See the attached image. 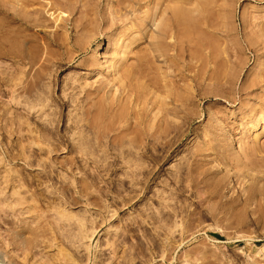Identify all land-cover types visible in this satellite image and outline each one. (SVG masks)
Masks as SVG:
<instances>
[{"label":"rangeland","instance_id":"374dc122","mask_svg":"<svg viewBox=\"0 0 264 264\" xmlns=\"http://www.w3.org/2000/svg\"><path fill=\"white\" fill-rule=\"evenodd\" d=\"M26 1L32 14V17L25 14L31 17L27 19L30 24L23 23V16L19 18L15 13V7L19 11L23 2L19 0L22 3L19 5L17 0H0V185L3 186L0 197L7 199L6 204L8 200L13 203L8 206L4 202L0 206V264H264V0H69V3L64 0L70 5L54 0L63 6L53 0ZM42 3L47 6H41ZM173 8L177 12L180 8L183 13L176 17ZM20 26L26 27V30L22 27L25 35H30L28 40L24 39L28 46L24 34H18L22 32ZM6 37L13 43L23 42L22 46L32 50L39 45L34 52L39 51L40 57L43 51L41 57L46 55V59L40 57L39 64L32 66L28 59L20 61L14 54L13 43ZM35 37L44 39L35 40L34 44ZM128 43H131L128 56L120 63L122 82L117 81L113 72L101 73L94 55L97 46L112 62L114 51L123 50ZM41 45L52 51L50 57ZM36 80L42 82L41 88L47 86L44 95L48 105L41 116L39 110L33 114L36 108L31 114L25 113L28 106L24 108L25 104L38 102L41 91L31 88ZM27 81L33 98H25L26 93L19 88ZM108 81L107 88L102 89ZM15 82L22 86H16ZM13 88L19 89V103L13 96ZM129 88L142 93L138 90V101L136 98L129 106H123L130 101ZM106 94L109 100L120 96L125 116L129 117L133 111L129 107L141 106L145 124V119L149 124L153 118L154 125L161 126L158 125L159 129L170 126L172 140L175 137L172 156L149 166L153 168L151 176L133 186L137 191L125 186H130L129 173L136 168L134 163L124 160L109 166L111 158L109 163L104 160L96 164L83 160L70 163L75 154L64 140L85 128L75 125L74 120L95 99L107 101ZM45 112L57 115L56 129L47 140L59 144L61 149L52 154L35 149L34 153L44 160L30 165L22 157L14 158L11 153L17 152L12 147L16 144L15 136H19L23 147L29 144L27 147L32 148L37 143L35 148L40 145L47 149L50 145L42 139L35 123L47 118ZM165 117L173 124L164 125ZM107 118L110 121V115ZM106 119L96 123L103 129L99 131L97 126V137L92 135L90 144H96L97 140L105 142L101 150L98 147L89 151L90 157L100 159L107 153L106 144L114 133L109 129L112 123ZM130 120L126 125L130 126ZM174 123L183 124L185 133H177L181 125L177 127ZM154 125L153 129H157ZM105 128L110 130L109 135ZM224 128L231 132V140L227 142L221 139ZM103 132L109 137L100 138L98 134L102 136ZM134 135L130 133L123 138L127 146L123 150L140 148H135L139 141L131 142ZM31 139L37 142L33 144ZM232 143L237 147L234 152L229 150ZM221 147L222 153L218 150ZM143 164L138 168L146 170L148 164ZM18 196L29 199L21 205ZM12 199L15 202L20 199V204L16 202L19 206ZM14 204L16 207H11ZM6 207L16 208L11 210L12 216ZM22 209L26 210L22 215L16 214ZM14 218L22 223L11 221ZM25 219L27 222L23 223ZM27 223L32 227L44 226L46 232L40 229L44 236L38 238L46 234L51 235L47 239L53 237V245L45 237L42 240L47 245L44 242L40 245L47 248L39 246L47 257L43 253L39 257L37 254L41 253L35 252L36 258H26L18 253L22 246L19 247V238L14 239V235L20 231L27 238L32 237ZM15 247H19L18 251ZM34 250L41 252L38 248ZM54 256L57 261H51Z\"/></svg>","mask_w":264,"mask_h":264},{"label":"bare ground","instance_id":"6f19581e","mask_svg":"<svg viewBox=\"0 0 264 264\" xmlns=\"http://www.w3.org/2000/svg\"><path fill=\"white\" fill-rule=\"evenodd\" d=\"M24 1H26V0H24ZM24 1L22 0H20V2H23V4L25 5V3H24ZM28 1V0H27ZM26 1V2H27ZM52 1V0H51ZM68 1V3H69V0H67ZM149 1H151V0H148V2ZM17 2H19V0H17ZM19 2V5L20 4H22V3H20ZM29 2V1H28ZM27 2V3H28ZM54 2H56V1H54L53 0V3ZM60 2H63V4H65V3H67L66 1H65V3H64V0H61ZM52 3V2H51ZM51 3H48V4H50V6H52L51 5ZM52 3V4H53ZM57 3H59V1H57L56 2V4ZM71 3V2H70ZM21 5L20 7H22V6H24V5ZM60 4V3H59ZM149 4V3H148ZM18 4H17V6H19ZM54 5V4H53ZM60 5H62V3L60 4ZM59 5V7H61ZM65 5H70V4H65ZM41 6H43V3L41 4ZM45 6H47V4L46 5H44L43 7H45ZM55 7H56V5H54ZM63 6V5H62ZM20 7H18L19 8V11L16 9V7H15V10L16 11H18V13L15 11V13L17 14V15H19V16H17V17H21V16H23V17H21L24 21H22L23 23H27V22H29V24L31 23L29 20L31 19V17H32V14H30L31 12H28V10H29V5L27 4V7H26V5H25V8L23 9V10H20ZM59 7H58V9H59ZM47 8V7H46ZM57 8V7H56ZM56 8H53V10H55ZM62 8V7H61ZM28 9V10H27ZM47 10H49L48 8H47ZM51 10V9H50ZM173 10H174V12H177L176 11V9L175 8H173ZM177 10H181L180 12L178 11L177 13H175V16L177 17V15H178V17H179V13H183V10L182 9H180V8H177ZM21 11V12H20ZM30 11V10H29ZM27 13H29L30 15H31V17H30V19L29 18H27L26 16H29V14L28 15H26L25 16V14H27ZM52 13H54V11L52 12ZM150 13V12H149ZM152 13V12H151ZM150 13V14H151ZM153 14V13H152ZM151 14V15H152ZM54 15V14H53ZM148 16H149V14H148ZM180 16H182V14L180 15ZM26 17V18H25ZM150 17V16H149ZM154 17V16H153ZM152 16H151V18H153ZM25 18V19H24ZM33 18H34V16H33ZM56 18H58V17H56ZM142 18V17H141ZM182 18V17H181ZM27 19H29V20H27ZM61 19V18H60ZM59 19V20H60ZM144 19V18H143ZM142 19V20H143ZM183 19V18H182ZM18 20H20V19H18ZM141 20V21H142ZM145 20V19H144ZM32 21V20H31ZM57 21V20H56ZM140 21V20H139ZM146 21L148 22V19H146ZM186 21H188V20H186ZM21 22V23H22ZM25 23V24H26ZM28 24V23H27ZM22 25V24H21ZM189 26V25H188ZM191 26V25H190ZM189 26V27H190ZM11 27V26H10ZM17 27V26H16ZM19 27V26H18ZM21 27V26H20ZM22 27H24V26H22ZM21 27V28H22ZM30 27V26H29ZM187 27V26H186ZM12 28H15V26L13 27L12 26ZM2 29V28H1ZM8 29V28H7ZM9 29H11V28H9ZM24 29L26 30V27H24ZM23 28L21 29V31L22 30H24ZM190 30H191V28H189ZM17 31L19 30V28L18 29H16ZM189 30V31H190ZM2 31V30H1ZM6 31H8V30H6ZM186 31H188V30H186ZM188 31V32H189ZM12 32H14V30L12 31ZM4 33H6L5 31H4ZM4 33H3V35H4ZM17 33V32H16ZM16 33H14V34H16ZM20 33V35H23L24 37H23V40L24 39H27L28 40V38L27 37H29L30 35H25L26 34V32L24 33V31H22V32H19L18 31V34ZM22 33V34H21ZM47 33V32H46ZM13 34V33H12ZM1 35H2V32H1ZM8 36H9V33L7 34ZM45 35V34H44ZM5 36V35H4ZM7 36V37H8ZM19 36V35H18ZM5 38V39H12V38H10V37H8V38ZM15 38V41H17L16 40V37H14ZM13 38V39H14ZM20 38H22V37H20ZM33 38H34V36H33ZM36 38V37H35ZM42 38V37H41ZM41 38H36V39H34V40H32L33 42L36 40V42H38ZM8 39V40H9ZM44 39V38H43ZM43 39H41V40H43ZM29 40H30V38H29ZM30 40V41H31ZM38 40V41H37ZM40 40V41H41ZM12 41H14V40H12ZM29 41V42H30ZM2 42H4L3 40H2ZM9 42H10V40H9ZM25 42H27V41H25L24 40V43ZM1 43V42H0ZM11 44L13 43V42H10ZM17 43V44H16ZM43 43H44V45H45V42L43 41ZM15 44V45H14ZM21 44H23V42L22 43H20V42H14L13 44H12V47H13V50L15 51L14 52V54L17 56L16 58H19L20 59V61H21V59L22 60H24L25 62L27 61V60H25V59H28L29 60V64H31V66H32V64L33 63H36L37 61L39 62V60H40V57H41V55H42V53L41 52H43V51H40V53H39V55H40V57H37L38 55V52H37V54L34 52V51H36V50H39V47L37 48V46H39V45H32V46H36V49H34V50H32V48L30 49V47H27V48H29V49H27V48H25L24 47V45L22 46ZM34 44H35V42H34ZM47 44V43H46ZM159 44V43H158ZM31 45H29V46H31ZM44 45H41V46H44ZM49 44H47V45H45L46 47H49L48 46ZM27 46H28V42H27ZM40 46V47H41ZM44 46V48L45 49H47V54L49 53V55H47L48 57H50V54L52 53V51H50L49 52V48H46ZM130 46H131V43H128L125 47H122V48H124L123 50L122 49H119V50H117L116 49V51H114L115 52V58H114V60L112 61V62H109L107 59H106V57L102 54L103 52H102V50L100 49V46L98 45L97 46V48L95 49L96 51L94 52V55H95V57L98 59V64L100 65V69H99V71L101 72V73H104L105 75H110L112 72L114 73V76H116V78L118 77V80L117 81H119V82H122V77H123V75L120 73L121 71V68H122V65L120 64L121 63V61L123 60V58H125V57H127L128 55H127V50H129V48H130ZM10 48H12L11 46H9ZM1 48V47H0ZM16 48H17V50H16ZM43 48V47H42ZM118 48H119V46H118ZM120 48H121V46H120ZM45 49H43V50H45ZM158 50H160L161 48L160 47H158L157 48ZM1 50V49H0ZM42 50V49H41ZM51 50V49H50ZM10 51V50H9ZM8 51V52H9ZM33 51V52H32ZM12 52V54H13V51H11ZM11 52H9V53H11ZM19 52H20V54H19ZM159 52H162V49H161V51H159ZM1 53V52H0ZM44 54H46V52L44 53ZM161 54H163V53H161ZM45 56L46 55H43V57L45 58ZM14 58V57H13ZM42 58V57H41ZM44 58H42V59H44ZM46 59V58H45ZM49 59V58H48ZM44 61V60H43ZM16 62V61H15ZM18 62V61H17ZM37 62V63H38ZM47 62V61H46ZM49 62H50V60H49ZM48 62V63H49ZM42 63V64H41ZM97 63V62H96ZM39 64V63H38ZM44 64H45V62H44ZM40 65H43V62H40ZM34 66V65H33ZM36 66V65H35ZM44 66V65H43ZM43 66H41V67H43ZM46 66V65H45ZM44 66V67H45ZM30 70V69H29ZM29 70H28V72H26V73H28L29 74ZM27 71V70H26ZM25 73V72H24ZM25 73V74H26ZM121 75H120V74ZM35 76H37V75H34L33 77H35ZM40 77V76H39ZM37 78V79H40V78ZM36 78V77H35ZM34 78V79H35ZM42 80V79H41ZM132 80H135V81H137L136 79H132ZM33 81V80H32ZM30 82V81H29ZM36 83L35 84H32V85H35V87L34 86H32L31 88H34V90H39L40 89V93L38 94L37 92V94H38V102L36 103V102H34V103H32V101H31V103L32 104H34V105H30L29 103L30 102H28V104L29 105H26L25 104V106H24V108H26V106H28L27 107V111L25 112V113H27V114H31L32 113V110L33 109H35L36 108V110L33 112V114L36 112H38V110H39V112H40V116H41V112L43 111L44 112V108H46V106L48 105L47 103H46V99H45V95H44V92H45V89H47V86H46V88L44 89V88H41L42 87V82H37V80L35 81ZM140 82V80L138 81V83ZM1 83V82H0ZM16 83V86L18 85V87H19V85H21L20 83H17V82H15ZM23 84H25V83H23ZM28 84V81L26 82V84L25 85H21L22 87H19L20 88V90L21 91H24L25 93H26V96H25V98H28V96H31V94H30V88H29V85H27ZM41 84V85H40ZM103 84V83H102ZM132 84V83H131ZM139 84H141V82L139 83ZM14 85V84H13ZM109 85V81L108 82H105L104 83V85H103V87H102V89H104V88H107V86ZM134 85H136V87L138 86V84H134ZM15 86V85H14ZM44 87V86H43ZM132 87V86H131ZM15 88V87H14ZM13 88V92H14V94H13V96L16 98V100H17V98L20 96L19 94V92H17V90H19V89H14ZM44 89V90H43ZM132 88H129V90L131 91H128V92H130V94H129V96L130 97H132L133 95L135 96V98L134 99H131L129 96H128V98H129V100L130 101H128L127 102V104H124L123 103V106L124 105H128V103L129 102H131V100H136V98H137V100H136V102L138 101V99H139V95H138V93L136 94V92L139 90V89H141L140 88V85H139V89H137V91L136 92H134L133 90L134 89H132ZM136 89V88H135ZM33 90V91H34ZM11 91V92H12ZM48 91V90H47ZM138 92H141L142 93V91H138ZM32 93V92H31ZM121 93V92H120ZM45 94H46V92H45ZM103 95H104V93H102ZM123 94V93H122ZM122 94H120V95H122ZM127 95H128V93H126ZM140 94V93H139ZM124 95V94H123ZM12 96V97H13ZM102 96V95H101ZM100 96V97H101ZM106 96H107V94H106ZM106 96H104V97H106ZM125 96V95H124ZM141 96V95H140ZM142 96H143V94H142ZM141 96V97H142ZM13 97V98H14ZM21 97V96H20ZM108 97V96H107ZM106 97V98H107ZM118 97V96H117ZM120 97V96H119ZM118 97V99L116 98L115 100H113L114 98H112L111 100H109V97L107 98L108 100L106 101V100H104L103 98H98L97 99V101H96V99H95V101H92V103H91V105H90V107H88V109L87 110H85V112L81 115V116H79L76 120H74L75 121V125H77L78 127H81L82 125L85 127L84 129H80L79 131H77V132H75L74 133V136H72V138H70L71 139V141H70V139L68 138V137H66V139H69V140H64L65 142H66V147H68V148H70V150L71 151H74V154H75V156H73L72 157V159L70 160V163H72L73 165H74V163H77V162H81V160H83V161H85V163H87V162H90V163H97L96 161H98V160H104L105 162L106 161H108V159L109 158H111V162L110 161H108V165L110 166V165H116V164H119L118 162H123L124 160V162H127V163H134V166H136V168H134V169H131L130 170V177H132L131 178V181H130V186H127V185H125L126 186V188H131V189H133L134 190V187L136 186L137 187V185L139 186V183H141V182H146V181H148L149 180V177L151 176L150 174L152 173V169H150V167L149 166H155L156 164H158L159 162H161V161H165V160H168L172 155V152H173V150H172V146H173V144H172V141L174 140V138L175 137H173V140H172V136H170V135H172V134H170L169 132H171V131H169V129L171 128L170 126H169V129L167 128V129H159V128H157L158 127V125H159V123H158V125H157V127L154 125V122L155 121H153V118L152 119H150L151 120V122H153L152 124H147V120L145 119V121H146V124L144 123V120L142 119V117H141V113H143L142 111H144V109L143 110H141L142 108H141V106L140 107H138V108H140V109H137V108H132V107H129V108H131V110H133L131 113L129 112V114H130V116L129 117H127V116H125V113L123 114V112H122V110H121V108L120 107H122V106H120L121 104H120V102H121V98H119ZM122 97V96H121ZM140 97V98H141ZM15 98H14V100H15ZM30 98H33L32 96L30 97ZM30 98L28 99V100H26V101H30ZM123 98H125V97H123ZM62 99V98H61ZM143 100H144V98H142ZM24 100V99H23ZM143 100H141V101H143ZM34 101V100H33ZM36 101V100H35ZM62 101V103L63 102H65V101H63V100H61ZM127 100H125V102H126ZM15 102V101H14ZM17 103H19L18 102V100L16 101ZM15 102V103H16ZM122 102H124V101H122ZM121 102V103H122ZM16 103V104H17ZM26 103V102H25ZM150 103V102H149ZM153 103V102H152ZM40 104V105H39ZM65 104V103H64ZM63 104V105H64ZM13 105H15V104H13ZM18 105V104H17ZM37 105L38 106H40V107H37ZM129 106V105H128ZM17 107V106H16ZM148 107V106H147ZM151 107V106H150ZM92 108V109H91ZM123 108V107H122ZM128 108V109H129ZM44 109V110H43ZM127 109V108H126ZM141 110V111H140ZM17 111V109H15V112ZM25 111V110H24ZM46 111V110H45ZM93 111L95 112V113H93ZM106 112V113H105ZM124 112H127V111H124ZM145 112V111H144ZM17 113H18V115H17ZM17 113H15L16 115H17V117L19 116V112H17ZM48 113V112H47ZM47 113L45 112V114L47 115ZM102 113H104V114H102ZM45 114H44V116H45ZM145 114V113H144ZM53 115V116H52ZM102 115V118L101 117H99V116H101ZM108 115H110V121L109 120H107L108 118ZM127 115V114H126ZM1 116H2V114H1ZM0 116V117H1ZM22 116H26V115H23L22 114ZM48 116H50V117H48ZM55 116H57L55 113H48V115L46 116L47 118H44V121H42V122H37V120H36V122L35 123H37V125H38V127H39V130H40V132H42L41 134V136L43 137H41L43 140H45V142H46V140L48 139L49 140V137L51 136H49V134H51L50 132H52L53 133V131H54V129H56V125H55V123H56V119L57 118H55ZM144 116V115H143ZM164 116V115H163ZM163 116L160 118V119H163ZM4 117V116H3ZM16 116L15 117H13L14 119L16 118V119H18ZM27 117H29V115L27 116ZM27 117H25V121H26V119L28 120V118ZM105 117V119L107 120V122L109 121V122H111L112 123V125H110V126H113L112 127V129L111 128H105L104 130H106V129H108L107 130V132L106 131H104V132H106L107 134H108V131H110V132H112L113 131V133H114V135L112 136V140H110L109 141V144H106V146H107V149H106V154L104 155V156H101V158L100 159H98V158H96V157H90L89 156V154H91L89 151H92L93 149H96L97 150V148L98 149H100V146L102 145L103 146V144L102 143H104L105 141H103L102 143H101V141H98L97 140V143H96V141L94 142V143H96V144H94V145H92V144H90V140H92L93 139V136L92 135H95L96 137H97V131H96V129L99 127V125H96V123L98 124V122H102V119ZM146 117V116H145ZM148 117V116H147ZM155 117V116H154ZM23 118V117H22ZM21 118V113H20V119H22ZM31 118V117H30ZM40 118V117H39ZM99 118H101V121L100 120H98ZM134 118V119H133ZM156 119H158V117H155ZM14 119H11V120H14ZM15 119V120H16ZM129 119H131L130 120V126H128V125H126L127 123V120H129ZM58 120V119H57ZM96 120H97V122H96ZM106 120H105V122H106ZM10 121V120H9ZM17 121H19V120H17ZM17 121H16V123H17ZM160 121H162V120H160ZM149 122V121H148ZM173 121H171V123L166 119V117H165V120L163 121V123H164V125L165 124H173L172 123ZM184 122H185V118H184ZM184 122H182V123H184ZM15 123V124H16ZM19 125H21V121H19ZM23 123H25L24 121H23ZM74 123V122H73ZM110 123V124H111ZM262 123H264V118L262 119ZM13 124H14V121H13ZM18 124V123H17ZM17 124H16V126H17ZM143 124H145V125H143ZM162 124V123H161ZM180 124V123H179ZM179 124L178 125H175V123H174V125L175 126H179ZM18 125V126H19ZM104 126H105V124H103ZM147 125V126H146ZM149 125H151V126H149ZM153 125L155 126V128H157V129H153ZM164 125H162L163 126V128H165V126ZM181 125V124H180ZM183 125V124H182ZM182 125L179 127V130H178V128H177V133H180L181 134V132L182 133H185V132H183V127H182ZM57 126H58V124H57ZM98 126V127H97ZM107 126H109V125H107L106 124V127ZM109 126V127H110ZM102 127V126H101ZM101 127H99V131H100V129H101ZM159 127L161 128V126L159 125ZM174 128H176V127H174ZM103 129V128H102ZM101 129V130H102ZM36 130H38V128L36 129ZM98 130V129H97ZM168 130V131H167ZM175 130V129H174ZM102 133L103 135L102 136H100V134L101 133H99L98 134V136L101 138V137H106L107 138V136L109 135H105V133ZM174 132V131H173ZM130 133H134L135 135L134 136H132V143H133V141H136V143H138V141H139V143H140V145H135V148H136V146L137 147H140L141 148V152H139L140 150V148H136L137 149V151H136V149H135V151H131V147H129L130 149L129 150H123L124 149V147L126 146L125 144H124V140H123V138L127 135V134H130ZM175 133V132H174ZM222 134H221V136H222V140L224 141V142H227V141H229V140H231V132H230V130L228 129V128H224L223 130H222V132H221ZM40 134V133H39ZM25 135V134H24ZM28 135H30V134H28ZM174 135V134H173ZM178 135V134H177ZM48 136V137H47ZM65 136V135H64ZM176 136V135H175ZM16 137V138H15ZM14 138L16 139V144L15 143H13L12 144V147H14V148H17V152H16V150H14V152H16V153H14V152H12L11 154H13L14 155V158H16V157H22V159L26 162V163H28L29 165L30 164H33V163H35V162H40L41 160H44L43 159V157H38L35 153H36V150H38V151H45V150H47L50 154H52V153H54V151H57V150H59V149H61V147L59 146V144H54L53 142L54 141H52L51 143H49L48 142V140H47V142L50 144L48 147H47V149L44 147L43 148V146L41 147L40 145H38L37 147H39V148H35L36 147V145H37V143H36V145H33V144H35V143H33V142H37V138L36 137H33V139H37V140H35V141H33L32 139V145L33 146H35V147H30L29 146V148L27 147V146H21L20 145V140H19V136L17 137V136H15ZM91 137H92V139H91ZM109 137V136H108ZM169 137V138H168ZM178 137V136H177ZM29 138H30V136H29ZM29 138H28V140H29ZM95 138V137H94ZM20 139H21V137H20ZM26 139H27V136H26ZM63 139V138H62ZM159 139L161 140V141H159ZM14 140V139H13ZM51 140V139H50ZM102 140H103V138H102ZM158 141H159V143L160 144H158ZM20 142V143H19ZM30 142V141H29ZM64 142V143H65ZM28 143V142H27ZM174 143V142H173ZM22 144V143H21ZM152 144V145H151ZM23 145V144H22ZM25 145V144H24ZM143 145V146H142ZM150 145H151V147H150ZM142 146V147H141ZM229 147V146H228ZM36 149V150H35ZM102 149H104V148H102ZM125 149H127V146H126V148ZM214 149H217V148H214ZM223 147H221V149H219L218 148V150L222 153V151H223ZM69 150V151H70ZM96 150L94 151V152H96ZM101 150V149H100ZM172 150V151H171ZM217 150V151H218ZM230 151H232V152H234V151H236L237 150V147H236V145L234 144V143H232L231 144V149H229ZM228 150V151H229ZM34 151H35V153H34ZM41 151V152H42ZM47 151H45V152H47ZM99 151V150H98ZM108 151L110 152V153H108ZM117 151V152H116ZM214 151V150H213ZM229 151V152H230ZM29 154H28V153ZM47 152V153H48ZM219 152V153H220ZM44 153V152H43ZM122 153H124V156L122 155ZM215 153V152H214ZM26 154V155H25ZM94 153H92V155H93ZM110 156H109V155ZM211 154V153H210ZM39 155V154H38ZM214 155V154H213ZM216 156H218V153H216L215 154ZM99 156V157H100ZM50 158H51V155L49 156ZM145 157H146V159H145ZM218 157H220V156H218ZM173 158V157H172ZM15 160V159H14ZM44 162H46V161H44ZM147 163L148 164V167H147V169L146 170H142V168H138V166L139 167H141L140 166V164L142 163V166L144 165L143 163ZM140 163V164H139ZM162 163V162H161ZM246 163V162H245ZM146 164V165H147ZM80 165H81V163H80ZM130 165H132V164H130ZM247 165H248V163H247ZM211 168V167H210ZM109 169H110V167H109ZM112 169V168H111ZM197 169V168H196ZM209 170H212V168L211 169H209ZM180 171V169H178V172ZM195 171V170H194ZM212 173V172H211ZM192 174V173H191ZM1 181H2V179H1ZM12 181V180H11ZM219 183V182H218ZM221 183V182H220ZM126 184V183H125ZM137 184V185H136ZM142 184V183H141ZM140 184V185H141ZM132 185V186H131ZM135 185V186H134ZM2 188H3V186L2 185H0ZM5 186V185H4ZM134 186V187H133ZM0 187V188H1ZM140 188V187H139ZM135 190H136V188H135ZM134 190V191H135ZM3 191V189H1V191L0 192H2ZM137 191V190H136ZM3 194V193H2ZM1 193H0V196L2 195ZM136 196V195H135ZM134 196V197H135ZM19 197V196H18ZM16 198V197H15ZM15 198H13V199H15ZM21 200H22V202L23 203H21V205L22 204H25V203H27V202H25L24 203V200L26 201V199H29V198H25V196H24V198L25 199H22V197H19ZM133 198V197H132ZM13 199L11 200V202H14V203H19L21 200L20 199H18L19 200V202L18 201H13ZM7 199H3V198H1L0 197V206H2L1 204H3L5 201H6ZM7 202H5V204H6ZM16 203V204H17ZM8 204H9V200H8ZM8 204H6V205H8ZM10 204H13V203H10ZM9 204V205H10ZM16 204H14V205H11V207L12 206H14V207H16L15 205ZM20 204V203H19ZM5 205V206H6ZM8 205V206H9ZM5 206H3L4 208H5ZM7 206V207H8ZM17 206H19L18 204H17ZM1 208V209H4V208ZM6 207V208H7ZM23 208V207H22ZM14 209H16V208H13V210ZM23 209H25V208H23ZM23 209L21 210L22 212L21 213H16V214H23V212H25V211H23ZM5 210H9L8 212L9 213H11L10 215L12 216V211L10 210V209H5ZM4 210V211H5ZM1 211H3V210H1ZM11 211V212H10ZM15 211V210H14ZM20 211V210H19ZM15 213V212H14ZM15 215V214H14ZM13 215V216H14ZM20 217V216H19ZM18 217V218H19ZM16 218V217H15ZM14 218V220H11V221H14L15 222V220H17V222L19 221V222H21V219H22V217H21V219H15ZM25 218V217H24ZM10 219H8L7 221H9ZM23 220V219H22ZM25 222H27L26 221V219H25V221H23V223H25ZM11 223V222H10ZM16 223V222H15ZM22 223V222H21ZM27 224H29V226H31L30 225V223H27ZM26 224V225H27ZM36 224H38V223H36ZM17 225H18V223H17ZM20 225V224H19ZM22 225H24V224H22ZM40 224H38V226L37 227H34V225H33V227L31 226V228H29V233L28 234H31L30 236H32V237H30V238H27L26 236H28L26 233H24V234H22V232H20V231H18L17 232V234L16 235H14L13 234V232L15 233L16 232V230H14L13 232H12V235H14V236H16V238L14 237V239H18L19 238V243H18V245H19V247L20 246H22V247H20V249H19V247H18V249L21 251V252H23L24 254H22L20 251L18 252L19 254H21V256L23 255V257H28V256H31V257H37L38 255H40L39 257H41V255H43L44 254V251L40 248L39 249V246L40 247H42L43 245H40V244H42L45 240H48V242H50V244H51V242H52V238L51 239H47L48 237H51V235L49 236V234L47 235L46 233V235H45V237H46V239H45V237L43 238V239H45L44 241L42 240V238L41 237H39V238H41L40 239V241H39V238H38V236H44V235H41V233H44V229H42V227H44L43 225H40ZM19 227V226H18ZM21 227V226H20ZM24 227V226H23ZM41 227V228H40ZM22 228V227H21ZM27 228V227H26ZM26 228H25V230L24 231H26ZM27 228V229H28ZM16 229V228H15ZM20 229V228H19ZM37 229H38V231H37ZM40 229H42V230H44L43 232H41L42 230H40ZM28 231V230H27ZM41 232V233H40ZM46 232V231H45ZM48 233V232H47ZM153 234V233H152ZM23 235L25 236V237H23ZM152 237H154V235L152 236ZM11 238H13V237H11ZM10 241H13V239H9ZM49 240H51V241H49ZM18 241H16L15 242V240H14V243H17ZM41 242V243H40ZM20 243H21V245H20ZM12 244H13V242H12ZM44 244H46L47 245V243H45L44 242ZM13 245H16V246H18L17 244H13ZM51 245H53V243L51 244ZM50 245V246H51ZM16 248V247H15ZM36 248H38V250H40L41 252H39V251H37V250H34V249H36ZM43 249L45 248H47V247H42ZM17 249V248H16ZM18 249H17V251H18ZM13 251H15V249H13ZM16 251V252H17ZM15 252V253H16ZM35 252H38V253H41V254H37V256H35L36 255V253ZM17 253V254H18ZM43 253V254H42ZM35 254V255H34ZM48 254V253H47ZM45 256H46V254H44ZM49 256V255H48ZM52 256V255H51ZM44 257V256H43ZM43 257H42V259H43ZM47 257V256H46ZM50 257V256H49ZM45 258V257H44ZM55 258V256L54 257H52V258H50L51 259V261L53 260ZM24 259V258H23ZM29 259V258H28ZM32 259V258H31ZM49 259V258H48ZM56 259V258H55ZM54 259V260H55ZM45 260H46V258H45ZM53 260V261H54ZM47 261V260H46ZM55 261H57V260H55ZM53 263V262H52ZM54 263H56V262H54ZM53 263V264H54ZM57 264V263H56Z\"/></svg>","mask_w":264,"mask_h":264}]
</instances>
